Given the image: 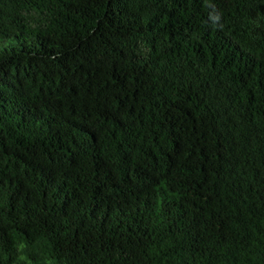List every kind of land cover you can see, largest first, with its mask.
I'll return each mask as SVG.
<instances>
[{"label": "trees", "instance_id": "16d2710c", "mask_svg": "<svg viewBox=\"0 0 264 264\" xmlns=\"http://www.w3.org/2000/svg\"><path fill=\"white\" fill-rule=\"evenodd\" d=\"M0 264H264V0H0Z\"/></svg>", "mask_w": 264, "mask_h": 264}, {"label": "rangeland", "instance_id": "374dc122", "mask_svg": "<svg viewBox=\"0 0 264 264\" xmlns=\"http://www.w3.org/2000/svg\"><path fill=\"white\" fill-rule=\"evenodd\" d=\"M4 44L0 45V46H3Z\"/></svg>", "mask_w": 264, "mask_h": 264}]
</instances>
